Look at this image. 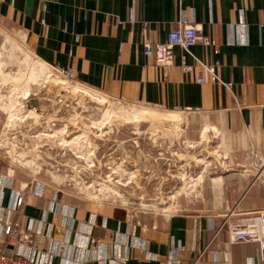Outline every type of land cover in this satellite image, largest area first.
I'll use <instances>...</instances> for the list:
<instances>
[{
	"label": "crops",
	"instance_id": "1",
	"mask_svg": "<svg viewBox=\"0 0 264 264\" xmlns=\"http://www.w3.org/2000/svg\"><path fill=\"white\" fill-rule=\"evenodd\" d=\"M0 21L88 89L188 113L194 135L206 134L233 165L207 183L198 203L170 215H133L0 172L1 224L20 222L40 244L0 234V249L28 259L42 251L38 260L47 264H264L258 243L232 242L224 226L264 213V169L257 171L264 162V0H0ZM180 25L201 29L214 46L197 44L192 55L176 48L163 68L144 54L143 40L165 42ZM183 56L189 65L194 58L219 65L186 73Z\"/></svg>",
	"mask_w": 264,
	"mask_h": 264
},
{
	"label": "rangeland",
	"instance_id": "2",
	"mask_svg": "<svg viewBox=\"0 0 264 264\" xmlns=\"http://www.w3.org/2000/svg\"><path fill=\"white\" fill-rule=\"evenodd\" d=\"M52 84L78 94L76 103L56 97ZM125 110L153 114L128 119ZM189 118L80 85L42 61L18 27L0 21V172L17 184L38 181L43 190L133 215L184 212L233 167L206 134L194 135ZM135 183L149 184L163 206L140 195ZM20 231L33 234L22 225Z\"/></svg>",
	"mask_w": 264,
	"mask_h": 264
},
{
	"label": "built area",
	"instance_id": "3",
	"mask_svg": "<svg viewBox=\"0 0 264 264\" xmlns=\"http://www.w3.org/2000/svg\"><path fill=\"white\" fill-rule=\"evenodd\" d=\"M182 2V0H178ZM197 44H203L205 46H214V43L206 36L203 35L202 30L197 28L194 25H180L177 29L171 31L167 37V40L162 43L155 44L148 39L143 40V49L144 54L148 57H152L155 59L156 63L163 68H168L173 64L174 60V51L176 48H181L188 55L191 54V48L196 46ZM216 47V46H215ZM186 56H183L182 67L184 72L192 73L195 66H200L203 69L211 71L214 67L219 64L216 63L214 65H210L205 63L204 61L198 60L194 58L195 63L193 65H189L185 60ZM67 76H73L74 72L71 69L62 70ZM213 79L218 81V77L213 74ZM198 83H203V76L200 75L197 79ZM227 87L232 89V84H228ZM23 203V198L20 197L18 199V205L21 206ZM227 221L224 223V225ZM0 230L1 237H5L9 239L11 242L17 243L23 241L24 243L28 242L30 245L39 247V241L34 240L29 235H23L21 230V223H9L7 226H3L0 222ZM30 229H28L29 231ZM228 230L231 234V241L233 242H256L261 245V251L264 255V214H256L250 216L241 223L237 225H229ZM42 255V251L36 256V259H28L21 254H16L13 250L9 252H5L0 249V264H47L42 263L38 260V257Z\"/></svg>",
	"mask_w": 264,
	"mask_h": 264
},
{
	"label": "water",
	"instance_id": "4",
	"mask_svg": "<svg viewBox=\"0 0 264 264\" xmlns=\"http://www.w3.org/2000/svg\"><path fill=\"white\" fill-rule=\"evenodd\" d=\"M52 86L54 87V92L56 97H61L62 99H64L65 101L70 98V100H73V103H76V100L78 99L79 95L78 94H74L72 93V91L62 88L60 86H55L54 84H52ZM134 186L138 189L140 195H142L145 199L150 200V201H154L155 204L159 205V206H163L164 202H161L160 198L155 197L154 194L149 192V184L146 185H139L137 183L134 184ZM164 192L167 189H163ZM158 200H160L158 202Z\"/></svg>",
	"mask_w": 264,
	"mask_h": 264
},
{
	"label": "bare ground",
	"instance_id": "5",
	"mask_svg": "<svg viewBox=\"0 0 264 264\" xmlns=\"http://www.w3.org/2000/svg\"><path fill=\"white\" fill-rule=\"evenodd\" d=\"M49 74V73H48ZM77 89V88H76ZM75 89V90H76ZM83 90V89H82ZM89 95H91V94H89ZM133 110H129V111H126L125 110V115H126V117L128 118V119H132V118H137V117H139V116H142V115H145V114H153V112L152 111H149V110H140V112H134ZM157 115V114H156ZM163 117H165V116H163Z\"/></svg>",
	"mask_w": 264,
	"mask_h": 264
}]
</instances>
